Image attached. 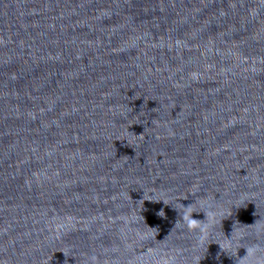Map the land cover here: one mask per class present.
<instances>
[{
    "label": "water",
    "instance_id": "obj_1",
    "mask_svg": "<svg viewBox=\"0 0 264 264\" xmlns=\"http://www.w3.org/2000/svg\"><path fill=\"white\" fill-rule=\"evenodd\" d=\"M248 246L264 264V0H0V264Z\"/></svg>",
    "mask_w": 264,
    "mask_h": 264
},
{
    "label": "clouds",
    "instance_id": "obj_2",
    "mask_svg": "<svg viewBox=\"0 0 264 264\" xmlns=\"http://www.w3.org/2000/svg\"><path fill=\"white\" fill-rule=\"evenodd\" d=\"M207 223H198L196 219L193 218L191 210H185L182 214V219L189 230L196 229L198 232L197 243H202L206 236L208 235L207 229L213 225L212 218L206 212ZM241 239L239 235L229 236L227 239L221 241L219 246L221 249L228 251L234 250L239 247L237 241ZM246 249V254L241 257V264H261V258L257 255L259 249L256 246L244 247Z\"/></svg>",
    "mask_w": 264,
    "mask_h": 264
}]
</instances>
